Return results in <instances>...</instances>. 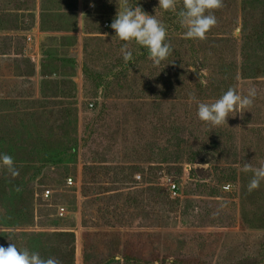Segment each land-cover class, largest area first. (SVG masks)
Returning a JSON list of instances; mask_svg holds the SVG:
<instances>
[{"label":"rangeland","instance_id":"1","mask_svg":"<svg viewBox=\"0 0 264 264\" xmlns=\"http://www.w3.org/2000/svg\"><path fill=\"white\" fill-rule=\"evenodd\" d=\"M137 3L167 29L159 66L135 43L125 63L110 28ZM182 4L0 0V153L19 172L0 167V246L59 264H264V181L249 191L243 171L264 164V0H221L203 40ZM229 88L257 95L210 128L189 97Z\"/></svg>","mask_w":264,"mask_h":264},{"label":"clouds","instance_id":"2","mask_svg":"<svg viewBox=\"0 0 264 264\" xmlns=\"http://www.w3.org/2000/svg\"><path fill=\"white\" fill-rule=\"evenodd\" d=\"M220 6L221 0H183L178 12V20L181 27L186 29V38L203 40L210 28L216 24V17L212 14V10ZM158 7L164 11H175L177 0H158ZM110 28L114 31V36L124 42L121 52L125 63L133 60V53L128 50L131 43L145 49L148 59L155 66H159L171 54L172 49L167 42L165 25L155 14L150 15L145 12L139 3L135 6L125 4L122 10H117ZM256 95L254 88L249 89L247 95L229 88L210 103L199 102L194 95H190L189 99L197 103L198 119L210 128H216L228 125V118L236 117L237 114L243 118V113L252 106ZM0 167L5 168L12 177L19 175L13 158L8 154L0 153ZM243 171L253 173L248 185L249 191L257 189L264 181V164L255 169L250 164H245ZM115 260L119 261L120 257H115ZM0 264H59V262L51 257L42 258L37 252L20 249L16 244L11 243L7 248L0 246ZM166 264H173V258L169 257Z\"/></svg>","mask_w":264,"mask_h":264},{"label":"built area","instance_id":"3","mask_svg":"<svg viewBox=\"0 0 264 264\" xmlns=\"http://www.w3.org/2000/svg\"><path fill=\"white\" fill-rule=\"evenodd\" d=\"M67 183H68L69 185H73V184H74V179H73L72 177H68V178H67ZM169 184H170V189H171V191H172L174 194H176V193H177V188H178L177 184H176V183H172V182H170ZM226 187L229 189V188H230V185L228 184ZM51 194H52V189H51V188H46L45 191H44V195H45L46 197H50ZM65 209H66V208H65L64 206H60V213H61V214H64L65 211H66Z\"/></svg>","mask_w":264,"mask_h":264},{"label":"trees","instance_id":"4","mask_svg":"<svg viewBox=\"0 0 264 264\" xmlns=\"http://www.w3.org/2000/svg\"><path fill=\"white\" fill-rule=\"evenodd\" d=\"M97 79L100 80V78H97ZM58 158H60V157H58ZM73 249H74V248H73ZM73 249H72V250H73ZM72 250H71V251H72Z\"/></svg>","mask_w":264,"mask_h":264}]
</instances>
